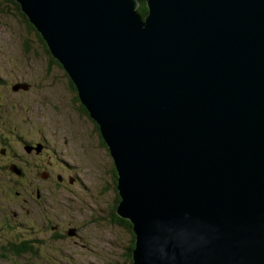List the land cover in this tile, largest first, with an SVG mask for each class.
Wrapping results in <instances>:
<instances>
[{
	"label": "water",
	"instance_id": "water-1",
	"mask_svg": "<svg viewBox=\"0 0 264 264\" xmlns=\"http://www.w3.org/2000/svg\"><path fill=\"white\" fill-rule=\"evenodd\" d=\"M14 1L98 125L132 264H264V0Z\"/></svg>",
	"mask_w": 264,
	"mask_h": 264
},
{
	"label": "rangeland",
	"instance_id": "rangeland-1",
	"mask_svg": "<svg viewBox=\"0 0 264 264\" xmlns=\"http://www.w3.org/2000/svg\"><path fill=\"white\" fill-rule=\"evenodd\" d=\"M50 56L0 0V151H10L0 153V264H128L132 236L113 217L120 197L108 148Z\"/></svg>",
	"mask_w": 264,
	"mask_h": 264
},
{
	"label": "trees",
	"instance_id": "trees-1",
	"mask_svg": "<svg viewBox=\"0 0 264 264\" xmlns=\"http://www.w3.org/2000/svg\"><path fill=\"white\" fill-rule=\"evenodd\" d=\"M8 1H10V2L13 4L14 9H15V10L17 11V13L23 18V20L26 22V24L29 26V28H32V29L34 30L36 36H37L38 39H39V42L41 43V45H42L43 48L45 49L46 53L50 55V53H49V51H48V49H47V45L45 44L44 40L42 39V37L40 36V34H39V33H38V32L32 27V25L27 21V19H26V17L24 16V14H23L22 12H20L18 4H17L14 0H8ZM136 10H137V12H138L139 14H141L142 17H144V16L147 14L146 0H138V6H137ZM50 58H51V61H52V62L58 64V62H57L55 59L53 60V58H52L51 56H50ZM58 65L61 67L60 64H58ZM70 83L72 84V82H70ZM72 89L76 92L75 87H74L73 84H72ZM76 93H77V92H76ZM76 99L79 100V99H78V95H77ZM85 112H86V111H85ZM86 113H87V112H86ZM96 127H97V125H96ZM102 143H103V142H102ZM113 171H114V173L116 174V172H115V168H114ZM13 172H14V171H13ZM14 174H16V173H14ZM16 175H17V176L19 175V176L23 177L22 173H21V174H16ZM114 176H115V175H114ZM113 217H115L114 220H115L117 223L126 226L127 229H128V231L131 232V236H132V238H131L130 247L127 249L128 252H127V258H126V260L128 261V264H132L133 261H132V257H131V249L133 248V241H134V238H133V237H134V236H133L132 230H130V229H131V225H130V223H129L127 220H124V219L120 218V217H119L118 215H116L115 213H113ZM23 242H24L25 244L28 243V241H23Z\"/></svg>",
	"mask_w": 264,
	"mask_h": 264
},
{
	"label": "flooded vegetation",
	"instance_id": "flooded-vegetation-1",
	"mask_svg": "<svg viewBox=\"0 0 264 264\" xmlns=\"http://www.w3.org/2000/svg\"><path fill=\"white\" fill-rule=\"evenodd\" d=\"M71 81L68 79V84H69V86H70V88H72V84L70 83ZM76 93V92H75ZM77 94V93H76ZM76 96V95H75ZM75 96H71V100H75L76 98H75ZM76 101V100H75ZM78 103V102H77ZM78 109H80L83 113H85V110L83 109V107L78 103V105L76 106ZM80 111V112H81ZM0 143H2L3 144V141L0 139ZM22 144L24 145H26V142L25 143H23L22 142ZM7 146V145H6ZM6 146L2 149V151H0V153L1 154H3V155H8L9 153H10V151H8V150H6ZM7 148H8V146H7ZM25 148H27V149H29L28 148V146L26 145L25 146ZM9 149V148H8ZM32 148H30L29 150H31ZM50 149H51V147H50V145L48 144V142H46V143H44L43 144V149H42V152H43V154L44 153H46V154H48L49 153V151H50ZM19 156H21V155H19ZM61 164V163H60ZM49 165H50V163H49ZM23 176L25 175V174H22ZM51 176H52V174H51Z\"/></svg>",
	"mask_w": 264,
	"mask_h": 264
}]
</instances>
